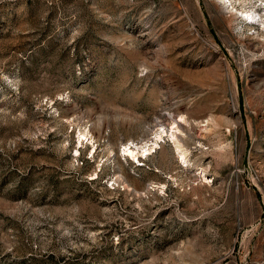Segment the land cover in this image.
Masks as SVG:
<instances>
[{
  "label": "rangeland",
  "instance_id": "obj_1",
  "mask_svg": "<svg viewBox=\"0 0 264 264\" xmlns=\"http://www.w3.org/2000/svg\"><path fill=\"white\" fill-rule=\"evenodd\" d=\"M231 3L0 0V264H264V0Z\"/></svg>",
  "mask_w": 264,
  "mask_h": 264
},
{
  "label": "bare ground",
  "instance_id": "obj_2",
  "mask_svg": "<svg viewBox=\"0 0 264 264\" xmlns=\"http://www.w3.org/2000/svg\"><path fill=\"white\" fill-rule=\"evenodd\" d=\"M231 5H232V8H233V0H232V3H231ZM238 9V8H237ZM239 10V9H238ZM240 11H242V13H244V14H246V15H248V16H251L253 19H255V17H257L259 14H260V12H259V10L258 9H256L255 7L254 8H251V9H248V10H240ZM261 17H262V15H261ZM262 22H264V20H261ZM172 115V114H171ZM138 146V145H137ZM137 146L136 147H132V146H130L129 148H128V152L131 154V155H133V156H135L136 155V153H137ZM144 149H142V151H143ZM128 153V154H129Z\"/></svg>",
  "mask_w": 264,
  "mask_h": 264
}]
</instances>
